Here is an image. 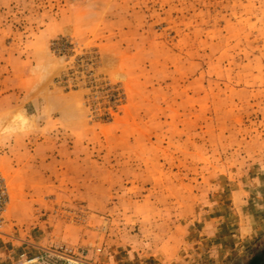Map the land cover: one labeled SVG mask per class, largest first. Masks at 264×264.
Masks as SVG:
<instances>
[{
	"label": "rangeland",
	"instance_id": "obj_1",
	"mask_svg": "<svg viewBox=\"0 0 264 264\" xmlns=\"http://www.w3.org/2000/svg\"><path fill=\"white\" fill-rule=\"evenodd\" d=\"M262 250L264 0H0V264Z\"/></svg>",
	"mask_w": 264,
	"mask_h": 264
},
{
	"label": "bare ground",
	"instance_id": "obj_2",
	"mask_svg": "<svg viewBox=\"0 0 264 264\" xmlns=\"http://www.w3.org/2000/svg\"><path fill=\"white\" fill-rule=\"evenodd\" d=\"M27 126L25 117L21 113L14 114L4 127L6 130L2 131H23Z\"/></svg>",
	"mask_w": 264,
	"mask_h": 264
},
{
	"label": "trees",
	"instance_id": "obj_3",
	"mask_svg": "<svg viewBox=\"0 0 264 264\" xmlns=\"http://www.w3.org/2000/svg\"><path fill=\"white\" fill-rule=\"evenodd\" d=\"M264 255V250H262V251H260L259 253H258V255H256L253 259H255V258H259V257H261V256H263ZM262 264H264V262L262 263Z\"/></svg>",
	"mask_w": 264,
	"mask_h": 264
},
{
	"label": "built area",
	"instance_id": "obj_4",
	"mask_svg": "<svg viewBox=\"0 0 264 264\" xmlns=\"http://www.w3.org/2000/svg\"><path fill=\"white\" fill-rule=\"evenodd\" d=\"M71 264H87V263L82 262V261H76V262H72Z\"/></svg>",
	"mask_w": 264,
	"mask_h": 264
}]
</instances>
